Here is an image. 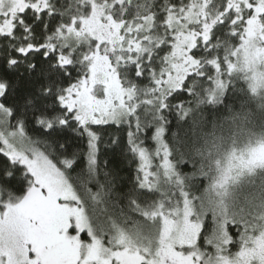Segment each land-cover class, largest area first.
<instances>
[{"label":"snow or ice","instance_id":"obj_1","mask_svg":"<svg viewBox=\"0 0 264 264\" xmlns=\"http://www.w3.org/2000/svg\"><path fill=\"white\" fill-rule=\"evenodd\" d=\"M0 264H264V0H0Z\"/></svg>","mask_w":264,"mask_h":264}]
</instances>
